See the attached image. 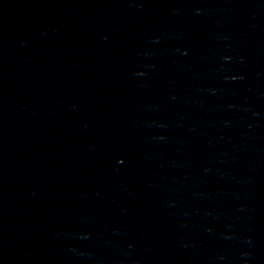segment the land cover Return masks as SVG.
Wrapping results in <instances>:
<instances>
[{
  "label": "water",
  "instance_id": "1",
  "mask_svg": "<svg viewBox=\"0 0 264 264\" xmlns=\"http://www.w3.org/2000/svg\"><path fill=\"white\" fill-rule=\"evenodd\" d=\"M0 264H264V0H0Z\"/></svg>",
  "mask_w": 264,
  "mask_h": 264
}]
</instances>
